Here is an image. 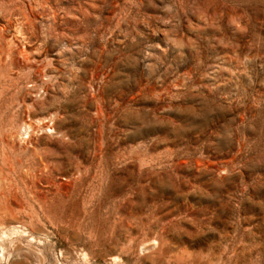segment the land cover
I'll return each mask as SVG.
<instances>
[{"label":"rangeland","instance_id":"1","mask_svg":"<svg viewBox=\"0 0 264 264\" xmlns=\"http://www.w3.org/2000/svg\"><path fill=\"white\" fill-rule=\"evenodd\" d=\"M0 264H264V0H0Z\"/></svg>","mask_w":264,"mask_h":264},{"label":"bare ground","instance_id":"2","mask_svg":"<svg viewBox=\"0 0 264 264\" xmlns=\"http://www.w3.org/2000/svg\"><path fill=\"white\" fill-rule=\"evenodd\" d=\"M12 249L14 250V249H15V247H13V246H12L11 250H12ZM13 250H12V251H13ZM14 252H15V250H14ZM2 255H3V256H4V258H5V255H6V254H5L4 252H3V254H2ZM12 255H13V253L11 254V256H12ZM11 258H12V257H10V256H9V260H10Z\"/></svg>","mask_w":264,"mask_h":264}]
</instances>
